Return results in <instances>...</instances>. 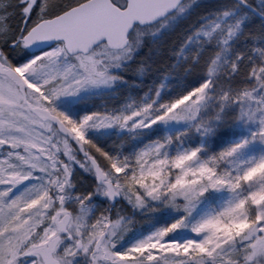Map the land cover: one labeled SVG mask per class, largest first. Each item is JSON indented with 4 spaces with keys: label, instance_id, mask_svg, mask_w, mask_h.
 <instances>
[{
    "label": "snow or ice",
    "instance_id": "1",
    "mask_svg": "<svg viewBox=\"0 0 264 264\" xmlns=\"http://www.w3.org/2000/svg\"><path fill=\"white\" fill-rule=\"evenodd\" d=\"M0 264H264V0H0Z\"/></svg>",
    "mask_w": 264,
    "mask_h": 264
}]
</instances>
